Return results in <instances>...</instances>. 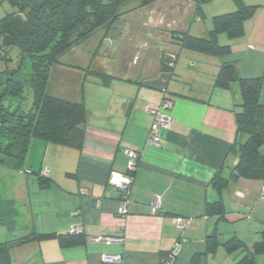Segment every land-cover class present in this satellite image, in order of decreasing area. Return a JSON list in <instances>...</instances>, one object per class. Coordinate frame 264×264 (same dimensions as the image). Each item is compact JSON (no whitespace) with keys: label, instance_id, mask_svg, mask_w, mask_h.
<instances>
[{"label":"crops","instance_id":"obj_1","mask_svg":"<svg viewBox=\"0 0 264 264\" xmlns=\"http://www.w3.org/2000/svg\"><path fill=\"white\" fill-rule=\"evenodd\" d=\"M178 1L193 8L195 0ZM242 2L255 6L256 11L244 22L241 37L218 38L219 45L229 47L224 56L192 51L183 56L188 50L179 49L173 39L162 41L146 35L145 41H155L161 61L163 54L177 55L164 91L155 86L161 61L147 64L144 53L135 71L137 56L123 65L117 60L129 38L120 40L115 60L100 56L98 51L92 57L80 52V63L73 66L72 73L82 80L81 95L74 100H82L88 114L82 148L32 140L22 171L0 170V195L4 199L10 196L8 199L21 208V226L11 235L23 236L30 230L37 235H74L80 230L84 243L62 248L56 239H31L8 249L10 264H162L176 242L181 250L172 264H237L244 253H227L225 241L236 237L248 250L261 241L264 199L258 194L264 182L231 180L220 193L211 183L217 174L229 178L237 163L231 148L236 139L234 112L242 102L240 79H260L259 102L264 106V0ZM235 9L231 0H224L215 15ZM168 21L169 34L187 32L204 38L209 30L205 26L197 36L200 33L193 31L194 24L187 28L185 20ZM150 65H159L157 71L149 73ZM222 65H230L235 76L226 88L214 86ZM87 68L111 79L101 83L86 74ZM69 70L60 68L57 95L72 88ZM165 97L172 101L165 112L170 124L161 132L160 146L154 147L148 143L153 116L146 108L160 105ZM125 149L136 151L139 160L127 194V214L120 216L124 196L108 180L111 174H125ZM38 176L49 181L47 188L40 187ZM156 198L159 205L152 211ZM216 201L223 205V217L205 214L206 204ZM177 218L189 220L186 229L176 227ZM213 232L218 245L209 252L207 237ZM11 235L0 228V242ZM107 237L123 241L110 245L92 241ZM102 255H119L121 261L104 263ZM262 256H255L254 264H264Z\"/></svg>","mask_w":264,"mask_h":264},{"label":"trees","instance_id":"obj_2","mask_svg":"<svg viewBox=\"0 0 264 264\" xmlns=\"http://www.w3.org/2000/svg\"><path fill=\"white\" fill-rule=\"evenodd\" d=\"M133 1L136 5L132 10H139L161 0H0V5L5 2L11 8L0 17V52L12 47L19 51L17 68L0 71V170L12 173L22 171L32 140L76 150L82 148L88 114L83 101L74 100L81 95L82 80L72 73L73 63L67 65L60 59L98 31L103 33L101 40L109 39L123 23L124 15L132 11L125 9ZM231 1L236 9L213 16L211 28L204 38L193 37L187 32L171 33L170 38L181 50L213 57L226 55L229 47L219 45L218 38L225 36L234 40L241 37L244 22L256 11L255 6L246 5L242 0ZM194 4L199 11V3L195 1ZM92 50L86 53H96V49ZM1 59L9 61L6 56L1 55ZM176 59V53L162 58L159 84L155 85L160 90L164 91ZM63 67L70 68L67 78L70 87L75 88L60 96L57 95L56 85ZM85 71L101 83L111 79L95 68ZM234 78L232 67L222 65L214 86L226 88ZM239 86L242 102L239 111L234 112L236 139L231 148L237 163L229 178L217 174L212 179V186L219 193L227 188L231 180L242 178L264 182V106L259 102L260 79H240ZM28 99L30 104L26 109L24 104ZM38 181L41 188L49 185L45 177L38 176ZM205 214L223 217L221 201L206 204ZM21 219L15 202L0 195V228L11 235L21 226ZM31 239H56L62 248L84 243L81 233L37 235L30 230L26 235H11L0 242V264H10L9 248ZM207 242L208 251L213 252L218 245L215 232L207 237ZM223 247L227 253H244L237 264H254L255 256L264 254V231L261 241L254 243L250 250L236 237L225 241Z\"/></svg>","mask_w":264,"mask_h":264},{"label":"rangeland","instance_id":"obj_3","mask_svg":"<svg viewBox=\"0 0 264 264\" xmlns=\"http://www.w3.org/2000/svg\"><path fill=\"white\" fill-rule=\"evenodd\" d=\"M195 1L196 3H199L200 5L199 11H196L195 4L193 8L187 9L188 4L186 3L180 4L178 3L179 2L178 0H167L166 3L162 5H160L161 3H157L155 5H151L149 7L139 9V10H132L135 7L136 2L135 1L130 2L127 5L125 10H132V11L124 15L123 23L120 25V27L118 26L117 29L114 30L112 35L109 37V40H106V41L101 40V36L103 33L102 31H98L88 41L74 48L70 53L62 57L60 61L67 65H72V63L73 65H76L77 63L79 64L81 60V56L78 57V55L80 54V52H82L83 54H87L86 51L92 50V49L94 50L96 49V51H98L100 56L104 55L107 58H109L110 61L115 60L116 58L115 59L113 58L117 55L120 40L121 39L125 40L126 38H129L130 43L127 44L124 41L125 44H123L124 48L122 49L124 51H121L119 54L120 56L117 58V60L121 62L120 64L123 65V63L125 62L126 63H128V61L131 62L133 61L135 56H137V58L139 59L135 63L136 65L135 71H136L141 63V57L142 55L144 56V53L146 57L148 56V58H146L147 64L149 63V61L151 62L153 60L160 63L161 61L160 52L158 48L155 46V41H150V40L145 41L147 34H150V36H152L153 39L160 38V40L162 41H167L170 39L171 36L169 33L172 31L166 27V23L169 22L168 20L170 21L171 20H185V23H187V28L190 26V24H194L193 31L200 33L199 35H197V36H200L201 33H203L205 26H207L208 29L211 28V19L216 13H220L219 11H221L220 9L224 2V0H211L208 3H201L200 2L201 0H195ZM166 7L168 8V10H163ZM10 10L11 8L7 3L4 2L3 4H1L0 5V17H2L6 12H9ZM140 20H143V23H140ZM155 20H166V22L159 24ZM194 20H199V21L194 22ZM146 22L151 23L149 26V30L146 29L147 27V25L145 24ZM153 22H156L157 25L153 26L154 25ZM126 44L129 46L128 51L125 48ZM165 52H166V49L161 54ZM186 52H189V51H185L183 53V56H186L185 55ZM1 55L6 56L9 61L5 62L2 59L0 60V71H4L6 69L14 70L17 68L18 56H19V51L17 48L12 47V48L6 49L5 51H1L0 56ZM90 56L92 57L93 55L91 54ZM164 56L165 54H163V57ZM149 64L152 65V63H149ZM151 65H150V69L148 68L149 73L157 71V67L159 65H156V67L154 68ZM72 88L74 89L75 87L73 86ZM29 104H30V100L28 99L25 102L24 107L27 109L29 107ZM2 193H4V191H2ZM9 197L10 196L6 195L7 199ZM8 200H11V199H8ZM16 208L18 209L20 213H22L21 208L17 204H16ZM252 221H253V216H252ZM261 258L264 260V256H262ZM262 259H259V260H262ZM258 263L260 264V261H258Z\"/></svg>","mask_w":264,"mask_h":264},{"label":"built area","instance_id":"obj_4","mask_svg":"<svg viewBox=\"0 0 264 264\" xmlns=\"http://www.w3.org/2000/svg\"><path fill=\"white\" fill-rule=\"evenodd\" d=\"M173 59V58H172ZM172 106V101L165 97L160 105L158 106H149L146 108L148 114L153 116V121L149 130L148 136V143L154 147H159L161 142V132L166 130L170 124V118L165 114L167 110H169ZM123 154L126 157V172L125 174H111L108 183L118 190L121 191L123 200L122 207L119 209L120 216H125L126 212V199L128 190L133 181V175L136 171L139 154L131 149H125ZM47 175V172L44 173ZM84 193L85 190H82ZM259 199H264V185L261 187V190L258 194ZM159 205V198H156L152 204V211L158 208ZM189 224V220L185 218H177L175 221V225L178 229L184 230ZM74 234H80V230H75ZM93 242L95 243H103V244H120L122 243V238H93ZM181 250V244L176 242L169 254L167 255L166 259L162 264H172L173 261L178 256ZM102 262L104 263H119L121 261V257L119 255H102L101 257Z\"/></svg>","mask_w":264,"mask_h":264}]
</instances>
